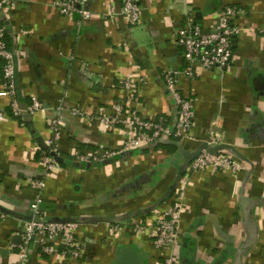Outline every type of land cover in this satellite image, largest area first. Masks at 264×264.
<instances>
[{
    "label": "crops",
    "instance_id": "0c3cea01",
    "mask_svg": "<svg viewBox=\"0 0 264 264\" xmlns=\"http://www.w3.org/2000/svg\"><path fill=\"white\" fill-rule=\"evenodd\" d=\"M57 1L14 0L3 16L15 55L17 96L24 106L38 98L43 111L0 120V264H23L24 224L38 194L30 178L47 183V219L73 218L81 225L83 258L63 264H113L129 245L137 248L141 264H164L168 253L145 235L111 236L107 224L151 221L180 190L187 213L176 264H235L239 258L241 264H264V0H138V25L122 15V0H84L82 8L93 16L89 21L63 14ZM226 5L243 10L235 20L242 32L234 39L231 65L225 72L198 67L197 76H187L179 29L197 24L210 32ZM169 73L195 102L192 139L165 137L127 149L126 128L106 130L100 118L114 116L122 105L127 117L167 118L176 129L178 108L165 82ZM129 77L135 81L133 99L124 87ZM9 102L0 86V114L10 112ZM56 116L64 131L53 157L63 161L47 175L39 156L51 151L50 121ZM211 132L231 147L223 151L244 166L242 173L193 174L186 168L179 148L192 155L208 144ZM90 153L119 155L78 160ZM28 248L26 264L61 262V255H43L34 241Z\"/></svg>",
    "mask_w": 264,
    "mask_h": 264
},
{
    "label": "built area",
    "instance_id": "2783aa9c",
    "mask_svg": "<svg viewBox=\"0 0 264 264\" xmlns=\"http://www.w3.org/2000/svg\"><path fill=\"white\" fill-rule=\"evenodd\" d=\"M83 2L84 0H59L54 6L65 15H80L83 21H89L93 19V16L92 13L82 8ZM122 2V15L128 23L132 25L141 23L142 8L138 0H122ZM14 4V0H0V86L10 101V112L0 114L2 121L20 120L26 116L34 117L43 111V104L38 98L32 97L30 104L24 106L17 96L15 55L7 45V30L3 23L5 10L14 7ZM242 13V9L234 5H226L209 33H206L203 27L197 24H189L179 29L177 43L184 51L187 64L185 74L187 76L191 78L197 76L198 67L209 71L225 72L227 70L233 59L234 39L242 32V29L235 24V20ZM165 82L178 108L179 119L176 129L170 127V121L167 118L158 121H145L140 119L136 113L127 117V111L122 105L114 109V116H105V118H100L99 122L106 130H113L123 125L128 137L127 149L156 144L165 137H174L179 140L192 139L196 119L195 102L179 91L177 80L172 73L165 76ZM124 87L128 91L130 99H133L134 79L129 77L124 83ZM73 114L80 117L86 116L85 112L80 110H73ZM50 128L54 134L53 139L49 141L51 151L49 155L44 153L41 159L47 175L54 174L58 168L53 156L58 154L57 145L63 138L64 123L62 118L60 116L53 118L50 121ZM208 145L211 147L220 146L219 135L211 132ZM118 155L119 153L81 154L78 156V160L96 162L100 158L106 159ZM208 169L224 171L237 176L244 171V166L224 151L211 154L207 150H203L189 165V171L194 174L205 172ZM180 183L184 188L187 179L181 180ZM28 184L38 194L31 205V219L24 224L23 244L20 246L23 264L27 263L30 255L28 247L33 241L41 248L43 255H61L62 259L58 264H63L67 259L81 260L84 253L77 239L81 225L78 222L66 223L47 219L45 211L42 209V192L47 187L46 181L30 178ZM184 198V193L180 190L177 199L170 204L168 209L156 213L155 218L151 221L107 224L109 235L116 236L127 232L134 235H145L158 250L168 253L164 264H176V250L180 246L182 221L187 213ZM59 244L62 245L61 249L58 247Z\"/></svg>",
    "mask_w": 264,
    "mask_h": 264
},
{
    "label": "water",
    "instance_id": "95a60500",
    "mask_svg": "<svg viewBox=\"0 0 264 264\" xmlns=\"http://www.w3.org/2000/svg\"><path fill=\"white\" fill-rule=\"evenodd\" d=\"M206 33H209V31ZM177 146L179 145L177 144ZM179 149L185 154L186 168H188L189 165L199 156V154L203 150H207L211 154H217L219 152H222L223 150L231 149V147L225 144H222L217 147H211L208 144H204L196 153L192 155L186 154L182 148H179ZM57 161L62 162L63 160L60 159V157H57ZM62 222L69 223V222H77V221L76 219H73V218H67L66 220H63ZM111 223H117V221H111ZM254 238H255V234H254ZM113 264H141L137 248L134 245L125 246L124 248L120 250ZM235 264H241V259L239 258Z\"/></svg>",
    "mask_w": 264,
    "mask_h": 264
},
{
    "label": "trees",
    "instance_id": "16d2710c",
    "mask_svg": "<svg viewBox=\"0 0 264 264\" xmlns=\"http://www.w3.org/2000/svg\"><path fill=\"white\" fill-rule=\"evenodd\" d=\"M63 139V138H62ZM174 140H179V139H177V138H174ZM171 147H173V146H171ZM43 150V149H42ZM47 154V155H49L50 154V150H43L42 151V155H41V157L39 156V159L41 158L42 159V156H43V154ZM55 163L57 164V165H60L59 163H57V161H55ZM128 233V232H127ZM129 234V233H128ZM132 234V233H131Z\"/></svg>",
    "mask_w": 264,
    "mask_h": 264
}]
</instances>
